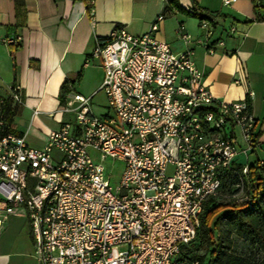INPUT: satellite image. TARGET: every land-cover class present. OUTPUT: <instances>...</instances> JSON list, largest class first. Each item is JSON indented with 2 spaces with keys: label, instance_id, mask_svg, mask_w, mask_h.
Returning <instances> with one entry per match:
<instances>
[{
  "label": "built area",
  "instance_id": "built-area-1",
  "mask_svg": "<svg viewBox=\"0 0 264 264\" xmlns=\"http://www.w3.org/2000/svg\"><path fill=\"white\" fill-rule=\"evenodd\" d=\"M218 16H199L195 37L179 23L176 33L191 44L179 52L153 34L163 14L142 34L114 27L86 59L104 70L106 112L70 91L59 112L73 117L41 147L12 131L3 113L7 99L20 101V86L0 96V225L22 214L39 264H200L190 247L203 204L235 163L247 173L258 147L251 103L215 97L194 59L195 45L212 54L235 31ZM21 41L1 39L6 47ZM107 159L122 163L119 173L106 171Z\"/></svg>",
  "mask_w": 264,
  "mask_h": 264
},
{
  "label": "crops",
  "instance_id": "crops-1",
  "mask_svg": "<svg viewBox=\"0 0 264 264\" xmlns=\"http://www.w3.org/2000/svg\"><path fill=\"white\" fill-rule=\"evenodd\" d=\"M175 1L195 15L167 12L169 0H0V96L8 97L14 84L21 95L19 102L6 100L12 102L10 112L3 109L11 130L25 134L30 146H43L50 131L73 117L59 112L70 91L90 98L91 109L104 114L91 102L100 92L104 70L99 60L86 59L114 27L142 34L165 13L153 34L179 52L191 44L180 39L177 25L183 23L195 37L201 33L198 17L217 13L220 21L233 23L235 31L212 54L195 45L194 59L215 97L251 103L258 133L255 154L264 159V0L260 7L252 0H235L228 6L222 0ZM17 34L22 37L17 47L1 42ZM0 264H39L27 220L20 213L2 219Z\"/></svg>",
  "mask_w": 264,
  "mask_h": 264
},
{
  "label": "trees",
  "instance_id": "trees-1",
  "mask_svg": "<svg viewBox=\"0 0 264 264\" xmlns=\"http://www.w3.org/2000/svg\"><path fill=\"white\" fill-rule=\"evenodd\" d=\"M169 3L167 12L175 6L180 12L193 15L175 0ZM252 3L257 6L256 0ZM161 14L165 17V13ZM59 99L63 103L62 94ZM4 108L6 113L10 112L12 102L6 101ZM255 152L253 160L248 161L247 173L242 175L235 163L223 174L217 194L209 196L203 204L200 227L190 247L191 257L200 264H264V159L260 160ZM240 194L249 200L236 202ZM234 236L253 246L261 257L253 259L233 252Z\"/></svg>",
  "mask_w": 264,
  "mask_h": 264
},
{
  "label": "rangeland",
  "instance_id": "rangeland-1",
  "mask_svg": "<svg viewBox=\"0 0 264 264\" xmlns=\"http://www.w3.org/2000/svg\"><path fill=\"white\" fill-rule=\"evenodd\" d=\"M76 86L77 84H75V87ZM91 102L94 103L97 107L101 108L103 111L107 110V106H108L107 99L102 91L97 93ZM253 158H254L253 154H249L247 156V159L242 154L238 156V159L240 161H245V159L246 161L247 160L251 161ZM105 168H106V171L111 169L115 173L117 172L119 173V171L122 168V163L120 161H116V160L114 161L112 159H107L105 163ZM111 184L112 185L115 184V181L113 179L111 180ZM232 251L237 254L251 257L253 259H259L261 257V254L258 253L257 250L253 246L249 245L248 243H245L243 240L235 236L233 237Z\"/></svg>",
  "mask_w": 264,
  "mask_h": 264
}]
</instances>
